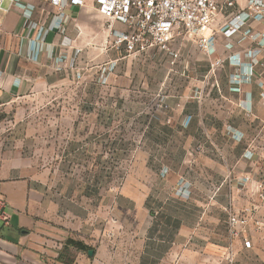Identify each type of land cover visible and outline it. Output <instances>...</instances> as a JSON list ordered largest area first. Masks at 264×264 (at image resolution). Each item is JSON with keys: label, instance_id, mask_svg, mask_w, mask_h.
Here are the masks:
<instances>
[{"label": "crops", "instance_id": "obj_1", "mask_svg": "<svg viewBox=\"0 0 264 264\" xmlns=\"http://www.w3.org/2000/svg\"><path fill=\"white\" fill-rule=\"evenodd\" d=\"M247 3L239 0L243 8ZM62 5L59 11L51 0H17L0 9V196L11 214L9 225L0 224V264H264V230L249 229L248 248L228 225L229 209L257 203L255 184L264 169V7L253 16L245 9L247 20L231 44L223 36L225 24L216 28L215 22L210 54L187 36L176 38L175 60L164 53L173 69L162 80L164 118L156 139L166 175L148 185L212 195L134 197L130 228L118 234L100 219L90 223L84 212L60 207L41 178L46 171L11 145L14 127L26 119L27 98L58 80L60 53L96 45L100 54L108 37L113 46L94 0ZM114 29L125 26L115 22ZM219 58L227 59L214 65ZM255 217L264 220V208ZM69 240L90 246L93 255Z\"/></svg>", "mask_w": 264, "mask_h": 264}, {"label": "rangeland", "instance_id": "obj_2", "mask_svg": "<svg viewBox=\"0 0 264 264\" xmlns=\"http://www.w3.org/2000/svg\"><path fill=\"white\" fill-rule=\"evenodd\" d=\"M220 17L216 28L227 21ZM110 41L100 54L90 45L58 55V80L52 89L27 98L26 119L14 127L11 145L24 150L32 167L46 171L41 178L60 207L84 212L90 223L100 219L107 230L121 234L130 228L134 197L170 192L194 198L211 196L212 190L149 187L166 175L156 137L164 118L162 80L173 66L166 61L168 53H145L158 54L156 61L124 56Z\"/></svg>", "mask_w": 264, "mask_h": 264}, {"label": "built area", "instance_id": "obj_3", "mask_svg": "<svg viewBox=\"0 0 264 264\" xmlns=\"http://www.w3.org/2000/svg\"><path fill=\"white\" fill-rule=\"evenodd\" d=\"M17 0H0V9L9 10ZM59 11L64 9L62 0H51ZM98 11L107 22L112 34V45L128 54L144 53L157 49L171 54L174 60L178 51L174 42L179 36L191 37L198 47L207 54L211 52L212 28L219 16L227 18L223 36L228 44L239 32L241 25L249 16L262 14L263 5L257 0H247V7L239 5V0H94ZM8 3L5 7L4 4ZM238 6L240 8H238ZM119 22L125 30H115ZM227 58H219L214 65H219ZM246 181L249 177L245 178ZM255 196L257 203L242 211L229 209L228 225L232 236L240 238L245 247H251L247 234L252 227L256 231L264 230V220L255 217L264 208V169L256 181ZM11 219L6 200L0 196V224L9 225Z\"/></svg>", "mask_w": 264, "mask_h": 264}, {"label": "trees", "instance_id": "obj_4", "mask_svg": "<svg viewBox=\"0 0 264 264\" xmlns=\"http://www.w3.org/2000/svg\"><path fill=\"white\" fill-rule=\"evenodd\" d=\"M68 243L74 244L78 249H82L85 251H88L91 247L80 242V241H74V240H69Z\"/></svg>", "mask_w": 264, "mask_h": 264}, {"label": "water", "instance_id": "obj_5", "mask_svg": "<svg viewBox=\"0 0 264 264\" xmlns=\"http://www.w3.org/2000/svg\"><path fill=\"white\" fill-rule=\"evenodd\" d=\"M93 253H94V250H93V249H89V250H88V254H89V255H93Z\"/></svg>", "mask_w": 264, "mask_h": 264}]
</instances>
